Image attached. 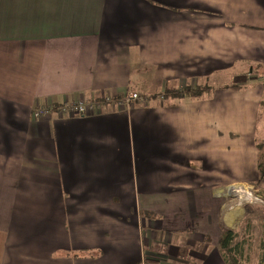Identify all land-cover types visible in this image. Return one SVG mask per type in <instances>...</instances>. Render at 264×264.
<instances>
[{"label": "crops", "instance_id": "1", "mask_svg": "<svg viewBox=\"0 0 264 264\" xmlns=\"http://www.w3.org/2000/svg\"><path fill=\"white\" fill-rule=\"evenodd\" d=\"M260 68L264 0H0V264H226Z\"/></svg>", "mask_w": 264, "mask_h": 264}, {"label": "rangeland", "instance_id": "2", "mask_svg": "<svg viewBox=\"0 0 264 264\" xmlns=\"http://www.w3.org/2000/svg\"><path fill=\"white\" fill-rule=\"evenodd\" d=\"M261 71H263L262 68L253 70V72H251L253 74L252 76L256 78L257 74H261ZM257 82H260L259 78ZM251 83V80L245 82V84ZM157 87L158 86H156V88ZM262 87L264 89V85ZM145 100L144 98V101ZM144 101H140V104H143L142 102ZM155 103L156 102H154V104ZM137 104L139 103L137 102ZM229 188H224L223 201L227 203V208L233 206L239 208L240 217L236 221L238 224L235 226L234 230L239 233V238L247 240L245 244V254H249L250 261L255 262L260 254H264V192H262L257 185ZM241 192H248L250 196H242ZM261 244H263L262 250L260 248Z\"/></svg>", "mask_w": 264, "mask_h": 264}, {"label": "trees", "instance_id": "3", "mask_svg": "<svg viewBox=\"0 0 264 264\" xmlns=\"http://www.w3.org/2000/svg\"><path fill=\"white\" fill-rule=\"evenodd\" d=\"M260 83L264 85V68L259 76ZM208 87L205 86H193L186 87L181 90H173L172 88L166 87V95L171 93L174 97H189V98H201L208 92ZM168 97V96H167ZM167 99V98H166ZM257 149V169L258 178L261 179L264 176V138H258L256 140ZM247 240L239 238V233L231 228H223L218 240L219 247L222 251V256L226 264H264V254H260L255 262H251L249 254H245V244ZM263 249V244L260 246ZM89 250H79L77 252H71V256L78 257H96L97 254H87Z\"/></svg>", "mask_w": 264, "mask_h": 264}, {"label": "built area", "instance_id": "4", "mask_svg": "<svg viewBox=\"0 0 264 264\" xmlns=\"http://www.w3.org/2000/svg\"><path fill=\"white\" fill-rule=\"evenodd\" d=\"M121 100L125 105H128L131 102L140 103V101H144V98L138 92H136V91L131 92L130 91V92L123 94ZM145 102H146V100L142 103H145ZM94 105H95V103H93V102H87L83 99H79V100H76L74 102H71L69 104V109L71 111L79 114V115H86V114H89L92 112ZM42 112L47 113V110L38 108L35 112V115H39Z\"/></svg>", "mask_w": 264, "mask_h": 264}, {"label": "bare ground", "instance_id": "5", "mask_svg": "<svg viewBox=\"0 0 264 264\" xmlns=\"http://www.w3.org/2000/svg\"><path fill=\"white\" fill-rule=\"evenodd\" d=\"M241 194H242V196H245V197H249L250 196V194L248 192H246V193H242L241 192Z\"/></svg>", "mask_w": 264, "mask_h": 264}]
</instances>
